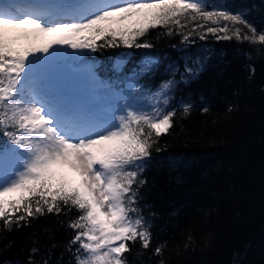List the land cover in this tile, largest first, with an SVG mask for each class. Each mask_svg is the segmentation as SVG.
<instances>
[{
	"label": "snow or ice",
	"instance_id": "obj_1",
	"mask_svg": "<svg viewBox=\"0 0 264 264\" xmlns=\"http://www.w3.org/2000/svg\"><path fill=\"white\" fill-rule=\"evenodd\" d=\"M153 29L180 35L182 42L211 35L264 45V31H257L246 10L208 0H0V220L5 229L45 214L74 212L67 227L75 264H127L130 245L150 247L142 177L153 145L174 126L177 113L169 107V93L177 81L166 80L155 92L146 89L140 79L157 66L147 57L116 88L100 81L83 57L121 44L149 48L147 40L138 41ZM69 57L75 76L64 69ZM126 61L124 54L111 70L122 72ZM200 70L186 64L181 81L194 79ZM182 107L187 114L192 105ZM163 247L154 254L161 256Z\"/></svg>",
	"mask_w": 264,
	"mask_h": 264
},
{
	"label": "trees",
	"instance_id": "obj_2",
	"mask_svg": "<svg viewBox=\"0 0 264 264\" xmlns=\"http://www.w3.org/2000/svg\"><path fill=\"white\" fill-rule=\"evenodd\" d=\"M208 3L246 10L257 31H264V0ZM145 40L151 47L121 44L83 57L100 81L116 88L147 57L157 66L140 79L146 89L177 81L169 93L174 126L153 145L142 177L141 207L152 243L148 249L130 245L127 264H264V45L211 35L182 42L162 29L138 42ZM124 54L123 71H112ZM186 64L201 69L187 83L181 81ZM183 103L192 105L187 114ZM74 216L45 214L11 231L0 220V264H29L30 257L32 264H75L67 227ZM157 246H164L161 256L154 254Z\"/></svg>",
	"mask_w": 264,
	"mask_h": 264
},
{
	"label": "rangeland",
	"instance_id": "obj_3",
	"mask_svg": "<svg viewBox=\"0 0 264 264\" xmlns=\"http://www.w3.org/2000/svg\"><path fill=\"white\" fill-rule=\"evenodd\" d=\"M18 3L24 4L26 3V0H17ZM70 53V50H69ZM75 67V65L73 64V62L71 61L70 57L67 58L66 62L64 63V69L65 71L70 75V76H75L76 74L73 72V68ZM147 103V102H145Z\"/></svg>",
	"mask_w": 264,
	"mask_h": 264
},
{
	"label": "bare ground",
	"instance_id": "obj_4",
	"mask_svg": "<svg viewBox=\"0 0 264 264\" xmlns=\"http://www.w3.org/2000/svg\"><path fill=\"white\" fill-rule=\"evenodd\" d=\"M21 4V3H20Z\"/></svg>",
	"mask_w": 264,
	"mask_h": 264
}]
</instances>
